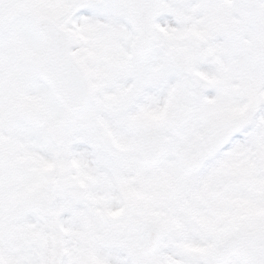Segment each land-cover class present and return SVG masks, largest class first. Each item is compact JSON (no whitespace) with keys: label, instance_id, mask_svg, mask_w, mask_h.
Segmentation results:
<instances>
[{"label":"snow or ice","instance_id":"1","mask_svg":"<svg viewBox=\"0 0 264 264\" xmlns=\"http://www.w3.org/2000/svg\"><path fill=\"white\" fill-rule=\"evenodd\" d=\"M0 264H264V0H0Z\"/></svg>","mask_w":264,"mask_h":264}]
</instances>
